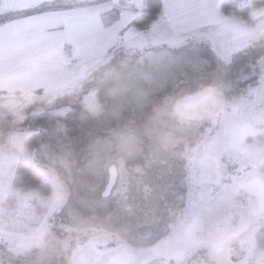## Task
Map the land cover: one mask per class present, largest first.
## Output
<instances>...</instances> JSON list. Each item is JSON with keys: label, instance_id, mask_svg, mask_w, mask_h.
I'll use <instances>...</instances> for the list:
<instances>
[{"label": "rangeland", "instance_id": "obj_1", "mask_svg": "<svg viewBox=\"0 0 264 264\" xmlns=\"http://www.w3.org/2000/svg\"><path fill=\"white\" fill-rule=\"evenodd\" d=\"M248 17L166 43L152 26L149 47L15 111L20 125L0 126V264H264V6ZM20 159L38 190L14 186Z\"/></svg>", "mask_w": 264, "mask_h": 264}, {"label": "crops", "instance_id": "obj_2", "mask_svg": "<svg viewBox=\"0 0 264 264\" xmlns=\"http://www.w3.org/2000/svg\"><path fill=\"white\" fill-rule=\"evenodd\" d=\"M221 1L160 0L161 13L152 27L157 32L149 36L150 42L218 31L228 19L220 12ZM67 5H46L36 13L11 14L0 20V126L20 125L15 111L33 108L60 90L73 88L113 50L149 47V34L131 27L144 9V0H109L61 10ZM54 8L59 10H48ZM101 37L103 43L98 44ZM64 50L77 61L76 66L64 62ZM12 102L15 105L10 107Z\"/></svg>", "mask_w": 264, "mask_h": 264}, {"label": "trees", "instance_id": "obj_3", "mask_svg": "<svg viewBox=\"0 0 264 264\" xmlns=\"http://www.w3.org/2000/svg\"><path fill=\"white\" fill-rule=\"evenodd\" d=\"M107 1L109 0H93L83 4L69 3L64 8H61V10L94 6L105 3ZM263 6H264V0H251L250 7L243 6L234 0H223L220 2V12L224 18H228V19L237 18L246 27H251L253 26V23L248 17L250 13V8L251 7L258 8ZM38 9L31 12H26L24 14L36 13L38 12ZM48 10H59V9L54 8ZM160 13H161L160 0H144V9L135 16V18L131 23V27L140 31H146L154 25ZM187 75L188 73L185 72V74L181 75V77L183 78V76L186 77ZM160 81L161 80H159V83ZM215 90L216 92H218L217 95L218 94L221 95L222 98H226L231 95V93L225 92L223 90H217V89ZM13 184L16 188L23 189V191L25 192L29 190H38V188H40V184H42V176L31 164L20 159L17 161L15 165ZM41 192H42V196H46L48 194V187L44 186ZM7 201L8 202L11 201V198L10 197L7 198ZM149 235H150V231L147 229H139L138 231H136V236L140 240L148 239L150 237Z\"/></svg>", "mask_w": 264, "mask_h": 264}, {"label": "water", "instance_id": "obj_4", "mask_svg": "<svg viewBox=\"0 0 264 264\" xmlns=\"http://www.w3.org/2000/svg\"><path fill=\"white\" fill-rule=\"evenodd\" d=\"M93 0H15V3L21 5V6H27V11L21 12V11H13L11 10L10 4L12 0H0V17H4L6 15H15V14H22L26 12L34 11L44 5H51L54 3L62 2V3H77V4H83L86 2H90ZM115 181V172L113 168L108 169V180L107 184L105 186L104 191L102 192V197H107L110 190L112 189V186Z\"/></svg>", "mask_w": 264, "mask_h": 264}, {"label": "snow or ice", "instance_id": "obj_5", "mask_svg": "<svg viewBox=\"0 0 264 264\" xmlns=\"http://www.w3.org/2000/svg\"><path fill=\"white\" fill-rule=\"evenodd\" d=\"M11 10L13 11H21V12H25L27 11V6H21L17 3H15V0H12L11 4H10ZM103 43V38H99L98 39V44H102Z\"/></svg>", "mask_w": 264, "mask_h": 264}, {"label": "built area", "instance_id": "obj_6", "mask_svg": "<svg viewBox=\"0 0 264 264\" xmlns=\"http://www.w3.org/2000/svg\"><path fill=\"white\" fill-rule=\"evenodd\" d=\"M64 62L71 67L76 66L77 64V61L71 57V54L68 50H64Z\"/></svg>", "mask_w": 264, "mask_h": 264}]
</instances>
